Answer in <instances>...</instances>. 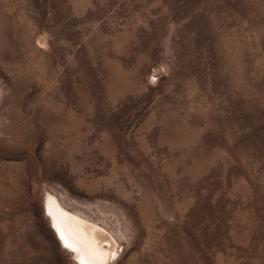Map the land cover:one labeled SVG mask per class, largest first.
<instances>
[{"label":"rangeland","instance_id":"374dc122","mask_svg":"<svg viewBox=\"0 0 264 264\" xmlns=\"http://www.w3.org/2000/svg\"><path fill=\"white\" fill-rule=\"evenodd\" d=\"M48 196L107 264H264V0H0V264H77Z\"/></svg>","mask_w":264,"mask_h":264},{"label":"bare ground","instance_id":"6f19581e","mask_svg":"<svg viewBox=\"0 0 264 264\" xmlns=\"http://www.w3.org/2000/svg\"><path fill=\"white\" fill-rule=\"evenodd\" d=\"M57 205L59 204H54L51 197L48 196L45 200V215L49 218L51 227L54 230L56 237L61 243L62 247L76 256L75 261L77 262V264H107V262L104 261L105 259H102L101 254L98 251L94 250V248L92 247L94 245L89 244L92 246L88 247V243L86 244L87 240L85 239V237H83V234L82 237L85 240H83L81 236H78L76 234V231L73 232L70 229L67 221L65 220V217L61 216L62 214L59 211L60 207L58 209ZM73 222L77 225L75 221Z\"/></svg>","mask_w":264,"mask_h":264}]
</instances>
